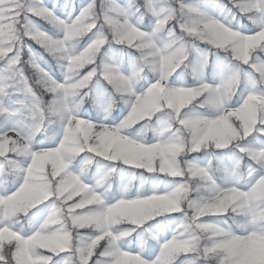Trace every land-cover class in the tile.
<instances>
[{"label":"snow or ice","instance_id":"6c2138e0","mask_svg":"<svg viewBox=\"0 0 264 264\" xmlns=\"http://www.w3.org/2000/svg\"><path fill=\"white\" fill-rule=\"evenodd\" d=\"M0 264H264V0H0Z\"/></svg>","mask_w":264,"mask_h":264}]
</instances>
